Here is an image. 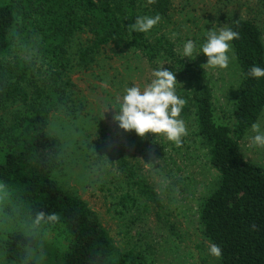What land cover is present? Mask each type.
Segmentation results:
<instances>
[{
    "label": "trees",
    "instance_id": "1",
    "mask_svg": "<svg viewBox=\"0 0 264 264\" xmlns=\"http://www.w3.org/2000/svg\"><path fill=\"white\" fill-rule=\"evenodd\" d=\"M244 3H261L264 8V0ZM145 9L165 21L171 2L156 0L145 6L142 0H0V109L13 101L25 106L14 120L6 122L0 116V264H139L140 260L135 250L123 252L116 246L98 215L54 178L61 148L49 127L52 115L73 101L61 71L47 70L31 96L22 86L32 72L30 64L7 61L15 42H27L30 29L38 34L36 45L43 60L56 67L71 61L72 42L80 37L76 61L85 70L94 69L107 48L131 46L149 63L179 75L177 82L189 89L184 96L189 109L183 108L181 117L194 109L198 135L220 175L217 189L200 209L202 231L221 248L220 264H264V168L248 162L241 149L251 124L264 113V77L248 74L253 65L264 67L263 32L248 18L236 17L228 26L239 33L231 44L242 80L232 126L218 124L212 88L199 68L182 59L165 32L154 36L128 28ZM118 162L134 187L121 201L136 207L144 198L160 205L147 180H139L121 157ZM37 212L56 213L59 220L33 228ZM48 227H59L69 237L65 253L36 234Z\"/></svg>",
    "mask_w": 264,
    "mask_h": 264
},
{
    "label": "rangeland",
    "instance_id": "2",
    "mask_svg": "<svg viewBox=\"0 0 264 264\" xmlns=\"http://www.w3.org/2000/svg\"><path fill=\"white\" fill-rule=\"evenodd\" d=\"M244 1L170 0V18L161 19L151 30L154 36L165 32L182 59L204 74L212 88L215 121L230 126L242 80L238 63L231 58L232 44L229 67L210 68L207 72L201 67L207 63V57L200 48L207 30L228 27L236 17L255 21L264 37L262 4ZM142 2L146 6L147 0ZM143 13L150 16L146 9ZM29 31L27 42H15L7 58L11 63L22 59L30 64L32 72L22 86L33 96L43 74L49 69L59 70L69 84L73 101L68 108L52 115L49 127L50 135L60 141V162L54 173L60 187L85 201L116 246L123 252L135 250L140 255L139 264H220L218 258L209 254L211 243L198 219L204 200L217 189L220 175L210 163L208 146L198 135L194 109L186 117L180 116L188 134L179 148L163 136L149 133L141 138L134 131H123L113 119L115 110L106 111L108 106L119 108L115 98L122 96L126 87L143 88L153 78L151 73L162 67L149 63L133 47L124 46L107 48L98 56L94 69L85 70L76 61L80 37L72 42L71 61L56 67L50 60H43L36 45L38 34ZM188 40L196 45L193 59L182 54ZM104 81L107 88L101 87ZM176 93L184 99L189 93L187 84L178 82ZM185 107L189 109V105ZM24 110L23 103L13 101L0 109V116L7 122ZM258 122L264 131V113ZM252 135L250 129L241 142L243 155L248 162L264 168V148L249 146L248 137ZM119 157L136 171L139 180H147L153 187L160 205L144 198L136 207L121 201L123 195L134 192V187L119 166ZM150 157L158 158L159 164L146 165L152 162ZM36 234L59 253L68 250L70 239L61 228H39Z\"/></svg>",
    "mask_w": 264,
    "mask_h": 264
},
{
    "label": "clouds",
    "instance_id": "3",
    "mask_svg": "<svg viewBox=\"0 0 264 264\" xmlns=\"http://www.w3.org/2000/svg\"><path fill=\"white\" fill-rule=\"evenodd\" d=\"M147 3L155 4L156 0H147ZM161 19L159 14L138 16L135 23L128 28L131 31L148 33L161 22ZM236 23L239 24V21ZM175 35L173 33V38ZM204 35L206 39L201 45L200 51L207 57V63L201 67L206 72L210 68L227 69L230 63L229 53L232 52L231 42L239 39V33L225 25L219 31L213 27L211 30H207ZM195 51L196 45L192 40L184 43L182 53L184 57L193 59ZM231 58L234 59V55ZM248 74L257 79L262 78L264 77V67L253 65ZM151 75L153 78L143 88L140 86L126 87L124 94L115 98V103L119 105V108L108 106L106 111L115 110L116 114L113 119L125 132L134 131L141 138L146 137L149 133L158 138L163 136L177 148L182 147V138L188 132L185 121L180 116L187 102L176 93L178 84L176 74L162 67L154 70ZM101 87L107 88V81L102 82ZM251 132L254 135L248 137L249 146L264 148V131L261 130L259 122L251 124ZM104 158L107 159L106 156ZM150 159L151 163L144 162L148 166L155 167V164L160 162L158 158L150 157ZM58 220L59 216L56 213L37 212L33 228L41 225L42 222L52 223ZM209 254L219 259L222 256V250L215 243H211Z\"/></svg>",
    "mask_w": 264,
    "mask_h": 264
}]
</instances>
